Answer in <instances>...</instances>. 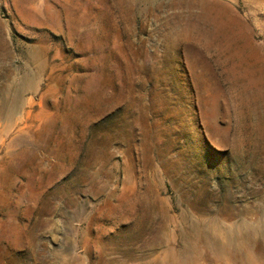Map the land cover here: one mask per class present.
I'll return each instance as SVG.
<instances>
[{"label": "rangeland", "instance_id": "rangeland-1", "mask_svg": "<svg viewBox=\"0 0 264 264\" xmlns=\"http://www.w3.org/2000/svg\"><path fill=\"white\" fill-rule=\"evenodd\" d=\"M262 234L264 0H0V264H264Z\"/></svg>", "mask_w": 264, "mask_h": 264}, {"label": "bare ground", "instance_id": "bare-ground-1", "mask_svg": "<svg viewBox=\"0 0 264 264\" xmlns=\"http://www.w3.org/2000/svg\"><path fill=\"white\" fill-rule=\"evenodd\" d=\"M213 230H214V229H213ZM213 230H212V231H213ZM230 230H231V229H230ZM230 230H229V231H230ZM214 231H215V230H214ZM220 231H222V230H220ZM214 233H215V232H214ZM219 233H221V232H219ZM230 233H231V231H230ZM222 234H223V233H222ZM217 235H218V234H217ZM214 236H215V235H214ZM222 237H224V236H222ZM262 237H263V234H262ZM197 238H198V237H197ZM201 239H202V238H201ZM263 239H264V237H263ZM197 240H198V239H197ZM202 240H203V239H202ZM199 242H200V241H199ZM210 243H212V240H211ZM211 245H212V244H210V246H211ZM225 247H226V246H225ZM225 249H226V248H225ZM235 252H236V251H235ZM165 253H166V252H165ZM177 254H178V253H177ZM177 254H176V255H177ZM171 255H172V254H171ZM171 255H170V256H171ZM174 255H175V254H174ZM166 256H167V254H166ZM166 258H167V257H166ZM173 258H174V257H173ZM175 258H176V257H175ZM175 258H174V259H175ZM167 259H168V258H167ZM179 259H181V258H179ZM179 261H180V260H179ZM183 262H184V261H183ZM159 264H160V262H159ZM161 264H162V263H161ZM164 264H165V262H164ZM176 264H177V263H176Z\"/></svg>", "mask_w": 264, "mask_h": 264}]
</instances>
